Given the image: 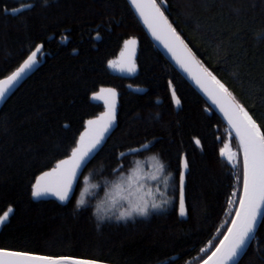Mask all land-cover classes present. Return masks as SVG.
Instances as JSON below:
<instances>
[{"label": "trees", "instance_id": "16d2710c", "mask_svg": "<svg viewBox=\"0 0 264 264\" xmlns=\"http://www.w3.org/2000/svg\"><path fill=\"white\" fill-rule=\"evenodd\" d=\"M163 2L165 14L198 58L264 123V0ZM5 6L0 78L19 67L36 45L42 44L45 56L0 107V215L13 209L0 227V248L105 264H202L200 249L218 244L230 224L228 197L242 191L232 167L236 159L229 163L220 154L227 142L234 153L238 149L220 114L155 48L128 0H0V9ZM13 8L22 11L14 14ZM129 37L139 41L138 73L125 78L111 72L108 62ZM170 80L181 101L177 109ZM108 86L119 94L116 128L83 170L75 197L65 205L35 201V176L65 158L85 121L103 110L91 94ZM150 140L155 141L151 151L128 155L123 177L132 175L140 161L143 178L135 185L141 196L157 203L175 196L178 205V157L186 156L187 216L179 217L170 204L147 219L124 223L113 218L97 229L92 215L97 205L102 214H118L102 205L105 191L119 181V173L111 172L116 153ZM153 155L166 165L155 175ZM81 194L85 204L74 213ZM238 264H264V224Z\"/></svg>", "mask_w": 264, "mask_h": 264}, {"label": "snow or ice", "instance_id": "6c2138e0", "mask_svg": "<svg viewBox=\"0 0 264 264\" xmlns=\"http://www.w3.org/2000/svg\"><path fill=\"white\" fill-rule=\"evenodd\" d=\"M46 2L47 0H45ZM128 3L152 38L163 46L176 65L187 73L211 101V104L223 114L230 132L234 131L235 133L234 139L238 142V149L236 153H229V163H232V157L235 156L236 161L232 167L235 169L236 183H242V191L232 192L227 199V204L231 205L226 209L230 214V224L227 225V231L221 233L223 238L208 251L204 248H201L200 251L204 253V257H201L202 264H238L250 242L257 239L258 226L264 224V123H259L226 83L222 82L198 58L196 52L165 14L167 6L163 0H128ZM28 7L31 8L32 5H28ZM20 11L22 10L17 8L11 9L14 14ZM7 12H9L7 6L0 9V14ZM197 30L199 29L197 28ZM136 44L135 38L126 40L124 45L127 54L122 51L121 59L115 62L109 61L108 66L116 67L118 65L121 71L135 72L137 67L132 56ZM41 49L42 45H36L35 50L27 55L19 67L4 79H0V99H3L23 75L38 62L37 57ZM168 87L171 90L172 102L179 106L181 101L176 95V89L171 80L168 82ZM117 95L113 88H101L99 93H93V99L104 100L105 111L94 119L85 121L84 131L79 134L78 138L73 139V144L69 145V150H66L65 158L58 159L50 170L42 171L35 176L34 182L31 183V197L40 198L45 195H53L62 203L71 202V198L76 195V189L80 186L79 176L83 175V170L95 158L94 154L103 150L106 134L110 133L117 120ZM207 110L205 109V111ZM195 143L198 146L201 144L199 139H196ZM154 144V140L139 142L135 147L128 146L126 151H118L114 157L117 166L111 169V172H118V179L122 181L123 173L129 171L125 167L128 155L142 154V150L151 151ZM228 147L225 144L224 148L220 149L221 156H223L224 149ZM241 156L242 172L240 170ZM151 159L157 172L165 171L166 165L161 162L158 155H153ZM178 159V205L174 204L175 196L171 200L163 199L159 203L155 200L150 202L141 196L135 201L130 200L128 207L119 211L114 217L108 216L106 213L102 214L100 205H97L96 211L92 213L96 217L97 229L106 220L111 221L113 218L117 222L124 223L135 222L138 217L147 219L153 212L166 210L170 204L178 212L179 217H186L185 183L189 163L184 155H180ZM135 164L136 167L130 170L132 175L128 177L129 181L139 178L137 172L140 168V161L137 160ZM169 175L171 176L172 173ZM104 183L107 186L108 181L106 180ZM96 186L93 185V187ZM112 187L117 192L120 191L119 182H113ZM173 188L175 189V180H173ZM105 196H109L107 191H105ZM233 196L236 197V200L232 199ZM111 200L115 205V197H112ZM84 204L83 194H81L80 198L75 201L74 213L78 212ZM12 211L13 209L9 208L8 212L0 215V224L8 219L9 213ZM0 264H105V262L100 259L33 255L25 251L0 248Z\"/></svg>", "mask_w": 264, "mask_h": 264}, {"label": "water", "instance_id": "95a60500", "mask_svg": "<svg viewBox=\"0 0 264 264\" xmlns=\"http://www.w3.org/2000/svg\"><path fill=\"white\" fill-rule=\"evenodd\" d=\"M134 10V9H133ZM134 13H135V11H134ZM135 15L137 16V14L135 13ZM138 17V16H137ZM139 18V17H138ZM140 20V19H139ZM140 22H141V25H142V27L144 28V31H145V33H146V36L147 37H149V39L152 41V43H153V45L155 46V48H157L158 49V51L160 52V54H162V56L164 57V59H166L167 61H168V63L172 66V67H174V69H176L179 73H180V75L183 77V78H185L189 83H190V85L195 89V90H198V92L202 95V97L205 99V101H208L209 102V104L212 106V108L218 113V114H220V116L222 117V119L224 120V122L227 124V122H226V120L224 119V117H223V114L214 106V105H212L211 104V101L210 100H208V98L205 96V94L196 86V84L194 83V81L187 75V73H185V72H183V70L182 69H180L179 68V66H177L176 65V63H175V61L174 60H172V58H171V56H170V54L163 48V46L158 42V41H156L155 39H153L152 38V36L150 35V33L147 31V29H146V27L144 26V24L142 23V21L140 20ZM130 38H133V37H129L128 39H130ZM136 40H137V44L134 46V55L132 56V58L135 60L136 59V57H137V53H138V44H139V41H138V39L137 38H135ZM40 45H42V44H40ZM35 50V49H34ZM33 50V51H34ZM42 50V49H41ZM122 51H124V52H126V54H127V50L125 49V45H124V43H123V45H122V47H121V49H120V52L118 53V55H117V57L113 60L114 62L115 61H119L120 59H121V52ZM30 54V53H29ZM44 56H45V53H43L42 51H40L39 52V54H38V57H37V60H38V62L29 70V71H27L24 75H23V77L15 84V86H13L9 91H8V93L6 94V96L3 98V99H0V107L5 103V101L7 100V98L9 97V95H11L17 88H19V86H20V84L24 81V80H26L28 77H30V74H32L38 67H40L41 66V63L43 62V60H44ZM23 62V61H22ZM21 62V63H22ZM135 63H136V60H135ZM20 65V64H19ZM109 67V66H108ZM136 67H137V65H136ZM109 69L111 70V72H113V73H115V74H119V75H121V76H123V77H125V78H129V77H133V76H135L137 73H138V71L136 70L135 72H132V73H129V72H127V71H121L120 69H119V66L117 65L116 67H109ZM15 70V69H14ZM13 70V71H14ZM11 74V72L8 74V75H10ZM6 76H4V77H2V78H0V79H4ZM101 88H104V89H109V88H113V87H110V86H108V87H101ZM101 88H99L98 90H97V92H95V93H99L100 92V89ZM128 88L130 89H133L134 91H136V92H141V91H144V88H140V87H136V86H128ZM113 89H115V88H113ZM116 90V89H115ZM116 92H117V90H116ZM169 92H171V90L169 91ZM117 94H118V92H117ZM93 97V94H91V101L93 102V103H95V104H101V106H103V110L101 111V112H99L98 113V115L97 116H99L100 114H102L104 111H105V104H104V100L103 99H93L92 98ZM119 94L117 95V97H116V109H117V111H118V107H119ZM171 99H172V94H171ZM174 104V103H173ZM179 106H177V105H175L174 104V108L175 109H177ZM97 116H95V117H97ZM94 117V118H95ZM94 118H91V119H94ZM89 120V119H88ZM116 124H117V120H116V122H115V124H114V126H113V129L110 131V133H108V134H106V137H105V142L107 141V139H108V137L110 136V134L114 131V129L116 128ZM84 126H85V124H84ZM227 126H228V124H227ZM228 128H229V126H228ZM230 130V129H229ZM84 131V130H83ZM233 134H234V136H235V133H234V131H231ZM79 137V136H78ZM105 142L103 143V145L105 144ZM94 155H96V154H94ZM51 169V168H50ZM50 169H48V170H50ZM48 170H45V171H48ZM187 171H188V169L186 170V173H187ZM81 176V175H80ZM80 176H79V178H80ZM178 190H179V188H178ZM35 201L36 200H45V201H47V200H54V201H56V202H59L60 204H62V205H65V204H67L68 202H65V203H62V202H60L59 200H57L56 199V197L55 196H53V195H45V196H42V197H40V198H33ZM178 200H179V196H178ZM6 212H8V211H6ZM10 214V213H9ZM4 224V223H3ZM3 224H0V227L3 225ZM247 250V249H246ZM29 253V252H28ZM30 254H33V253H30ZM245 254V253H244ZM243 254V255H244ZM33 255H37V254H33ZM38 255H40V254H38ZM242 255V256H243ZM41 256H45V255H41Z\"/></svg>", "mask_w": 264, "mask_h": 264}, {"label": "rangeland", "instance_id": "374dc122", "mask_svg": "<svg viewBox=\"0 0 264 264\" xmlns=\"http://www.w3.org/2000/svg\"><path fill=\"white\" fill-rule=\"evenodd\" d=\"M227 144L229 147L224 149L223 155H225L229 159V153H234L233 149L231 150L230 144ZM225 146V145H224ZM223 146V148H224ZM233 160L236 159L235 156L232 157ZM156 169L153 172V175L156 174ZM137 176L139 177L138 179L133 178L131 181H129L128 178L123 179L122 181H116L120 183V191L117 192L113 187H110V190L108 191L109 196L106 197L102 205H106L108 211L111 213H118L119 211H122L128 207V202L130 200L135 201L137 198L141 197V192L139 191V187L135 185L136 182H138L139 179L143 178V173L139 169L137 172ZM131 186L130 190H128V187ZM115 197L116 199V204H112L111 198Z\"/></svg>", "mask_w": 264, "mask_h": 264}]
</instances>
